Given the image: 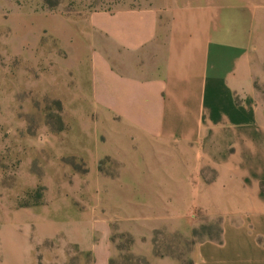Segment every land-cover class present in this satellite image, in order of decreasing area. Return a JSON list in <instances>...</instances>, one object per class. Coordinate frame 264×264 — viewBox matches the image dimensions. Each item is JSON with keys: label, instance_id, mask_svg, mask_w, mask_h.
I'll return each instance as SVG.
<instances>
[{"label": "crops", "instance_id": "1", "mask_svg": "<svg viewBox=\"0 0 264 264\" xmlns=\"http://www.w3.org/2000/svg\"><path fill=\"white\" fill-rule=\"evenodd\" d=\"M251 9L149 0L77 22L55 11L12 19L10 50L60 72L55 96L78 117L49 149L85 172L65 164L68 180L0 217V264H63L68 248L110 264L112 221L79 196L106 192L107 159L121 165L110 193L120 209L128 195L135 221L182 225L191 211L218 226L192 264H264V40Z\"/></svg>", "mask_w": 264, "mask_h": 264}, {"label": "rangeland", "instance_id": "2", "mask_svg": "<svg viewBox=\"0 0 264 264\" xmlns=\"http://www.w3.org/2000/svg\"><path fill=\"white\" fill-rule=\"evenodd\" d=\"M147 1L0 0V217L13 209L41 202L47 190L68 180L63 177L65 164H70L76 173L85 172V163L79 157L56 158L49 149L53 136L68 129L78 117L65 113L62 99L55 96L61 93L58 91L62 85L60 72L45 63L32 64L31 60L22 59L10 50L7 41L13 33L12 19L22 13L55 11L77 22L95 10L136 7ZM179 1L185 3L187 0ZM198 1L202 3L203 0ZM215 2L252 7L256 32L264 40V0ZM251 17L246 10L241 16L242 23L246 21L249 26ZM120 166L110 159L101 161L99 168L106 192L79 195L85 201L100 200L103 213L112 221V264H155L159 259H169L174 264H192L191 250L198 243L216 238L218 226L207 221L195 223L191 211L182 225H173L170 220L162 225L135 221L134 216L143 214L141 211L138 215L132 214L127 210L128 195H121L124 208L120 209L116 206L119 195L110 193L113 183L119 180L116 176ZM146 212L147 217L156 213L152 209ZM68 254L70 256L63 264L90 262L88 255H80L70 248ZM37 258L39 262L43 261L41 255Z\"/></svg>", "mask_w": 264, "mask_h": 264}, {"label": "trees", "instance_id": "3", "mask_svg": "<svg viewBox=\"0 0 264 264\" xmlns=\"http://www.w3.org/2000/svg\"><path fill=\"white\" fill-rule=\"evenodd\" d=\"M60 130H62V129H60ZM110 264H112V260H110Z\"/></svg>", "mask_w": 264, "mask_h": 264}]
</instances>
